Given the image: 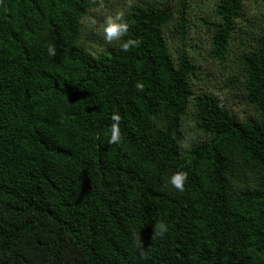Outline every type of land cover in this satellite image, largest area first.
I'll list each match as a JSON object with an SVG mask.
<instances>
[{"label": "trees", "instance_id": "trees-1", "mask_svg": "<svg viewBox=\"0 0 264 264\" xmlns=\"http://www.w3.org/2000/svg\"><path fill=\"white\" fill-rule=\"evenodd\" d=\"M98 6L0 0V264H264V0Z\"/></svg>", "mask_w": 264, "mask_h": 264}, {"label": "clouds", "instance_id": "clouds-1", "mask_svg": "<svg viewBox=\"0 0 264 264\" xmlns=\"http://www.w3.org/2000/svg\"><path fill=\"white\" fill-rule=\"evenodd\" d=\"M95 23V22H93ZM104 39L107 43L111 44L113 41H120L128 33L129 24L124 20V14L122 12L115 15H107L101 25ZM139 45V40L128 39L120 44V48L125 52L129 51L131 48L137 47ZM48 54L50 56L56 55V49L53 46H49ZM137 89L143 90L144 85L137 82L135 85ZM113 123L110 126V144H119L121 140L120 133V122L121 116L117 113H113L111 117ZM188 178L187 172L176 171L169 177L168 183L175 188L178 192H183L185 190V182ZM154 234L157 236H163L167 231V225L163 222H158L154 226ZM143 254V253H142Z\"/></svg>", "mask_w": 264, "mask_h": 264}, {"label": "rangeland", "instance_id": "rangeland-1", "mask_svg": "<svg viewBox=\"0 0 264 264\" xmlns=\"http://www.w3.org/2000/svg\"><path fill=\"white\" fill-rule=\"evenodd\" d=\"M135 0H98L99 6L95 9L92 10V13L86 18L85 20V25L89 30H93L97 33L98 37L100 38L102 43H105V39L103 36L102 28L101 25L104 22V19L107 15H115L117 13H124L125 10L132 4ZM254 11V10H253ZM251 11L250 13H252ZM95 22V23H93ZM101 43H96L93 45V48L95 50H99L101 48ZM208 66V62L206 63ZM213 69H211L212 74L215 77H218V87L219 88L223 84V80L226 72L225 70L218 71V69L214 68V65L212 66ZM227 71V70H226ZM221 84V85H220ZM231 105H234V102H237V99L235 98L234 100H230ZM232 105V106H233ZM233 109L235 112L239 114V116H242L241 114L244 111V108L241 106H234Z\"/></svg>", "mask_w": 264, "mask_h": 264}]
</instances>
